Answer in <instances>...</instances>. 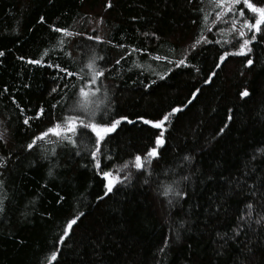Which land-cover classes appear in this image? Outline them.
<instances>
[{"label":"trees","instance_id":"1","mask_svg":"<svg viewBox=\"0 0 264 264\" xmlns=\"http://www.w3.org/2000/svg\"><path fill=\"white\" fill-rule=\"evenodd\" d=\"M220 10L217 0H0V264H264V222H254L264 216V39L256 33L248 56L214 68L242 42L226 17L217 20ZM245 16L254 22L246 9ZM244 31V38L252 34ZM93 54L96 68H107L103 87L82 97ZM185 56L188 66L176 67ZM57 63L85 80L61 79L64 73L46 66ZM245 89L250 95L241 97ZM83 100L99 106L95 117L78 111ZM70 114L136 121L122 123L97 157L114 176L130 172V184L99 199L106 182L91 162L92 134L78 129L77 148L63 139ZM57 123L61 136L28 149ZM161 132L162 157L149 164L145 154ZM136 155L144 157L143 174ZM166 186L184 195L166 197ZM78 211L86 218L58 244Z\"/></svg>","mask_w":264,"mask_h":264},{"label":"snow or ice","instance_id":"2","mask_svg":"<svg viewBox=\"0 0 264 264\" xmlns=\"http://www.w3.org/2000/svg\"><path fill=\"white\" fill-rule=\"evenodd\" d=\"M227 5V7H225ZM239 5H243V7H237ZM217 6L221 9L220 11L216 12V18L217 20H220L222 18L226 19L224 22L230 23L232 30L240 37L241 43L239 44V47L235 51H224L222 54L219 55V62L214 65V68H220L222 64H224L225 60L229 56H248L249 53H251L252 49L249 47V45L256 39V33L261 34V38L264 39V6H257L255 3L252 2V0H217ZM245 9L250 12L254 18V22H252L250 19H248L245 16ZM207 17H205L206 19ZM239 25V26H238ZM247 30L249 33H252L247 38H244L246 35V32L244 30ZM210 30V29H209ZM53 31L57 33H63L67 37H72L76 35V33L69 31L67 29L62 28H54ZM89 40L93 39V37L89 36ZM97 39H99L97 37ZM206 39V38H205ZM63 43V42H61ZM200 40L196 41V44H199ZM208 43H212V41H208ZM216 43H220V41H216ZM227 43V41H226ZM196 44H193L191 46V49L194 50ZM120 47H124V45H120ZM233 47H236L233 45ZM4 52L0 51V56H3ZM47 55V53H45ZM69 58H71V53H67ZM97 57L93 54L86 67L91 72V79L87 80L86 83L78 89L80 95L82 97H88L89 92L86 91V89H92L93 95L96 92H99L101 87H103L102 82L98 83L100 81L101 77H104L105 71H107V68L104 69H97L95 66ZM100 59H103L102 57ZM155 59L159 60L161 59L159 56L155 57ZM167 59V58H165ZM29 64H41V60H28ZM169 63H173V61L169 60ZM176 67L185 66L187 67L188 64L186 63V56L185 58L179 59L174 62ZM116 64H120V60L116 61ZM246 65L248 67H251L253 65V60L251 58H248L246 60ZM48 68H55L61 73H64V76L61 77V79H68L76 77L80 80H85V77L83 75H79L71 70H69L66 67H62L59 63L57 64H47ZM198 71V69H197ZM81 72H83V68L81 69ZM215 71H210V76L214 77L216 76ZM163 79V77H161ZM209 79H205L204 83H209ZM53 92L56 91V89H52ZM199 92V89H196L193 93L192 98H195V95ZM105 96H107V92L104 93ZM241 97H248L250 95L249 91L247 89L243 90L240 93ZM188 103H191V99L188 101ZM99 110V106H92V101L90 100H83L79 102L78 111H85L88 113L89 117H95L96 112ZM182 109L177 107L173 108L172 112L168 113L163 117V121H167L169 115H172L174 113L180 112ZM43 113V109L41 108L39 113L37 114V118H39V115ZM142 119L143 124L150 125L154 129H160L162 127L163 121H152L148 119ZM227 119L230 121L232 119V116L229 115ZM65 121L67 122V127L63 129L64 136L63 139L67 144H70L73 148H77V142L75 139H73V134H76L78 129H85L88 130L92 134V143L94 146V150H90L89 155L91 158V162H94V167L97 170V174L102 177L104 183L102 185L104 191L103 194L99 197V199H104L109 194L113 193V189L116 187L117 184H120L122 186H127L125 184V181L127 183H131L132 180V174L130 172H126L125 175L121 178L119 174H116L115 176L111 171L104 170V168L101 167V160H99L98 156H103L102 153V145L109 141V137L112 136V134L117 133L118 127L122 123L126 124H135L136 121L129 119L127 116H122L119 118H114L111 120H105L103 116L99 120H83L79 117V115L76 114H70L69 116L65 117ZM29 121L27 119L24 120V124H28ZM222 131V130H221ZM49 134L53 136H61V124L57 123L53 128L48 129L47 131L41 133L39 136L34 137L33 141L28 144V149L31 150L35 145L36 142L43 141L45 137H48ZM165 141L163 139V132L159 133L155 140V146L147 151L145 154L148 158H151L148 160V163H151V160H156L157 162L160 161L162 154L158 151L160 147H163ZM76 155H79L80 152L77 151L75 153ZM52 155H55V152H52ZM47 158V156L45 157ZM184 159H189L188 157H185ZM134 167L138 172L143 174L145 172V163H144V157L141 155H136L134 157ZM3 164H0V167H2ZM129 164L125 163L122 168L118 170L124 171L125 169H128ZM49 176L52 175V171H49ZM151 173L149 172V175ZM184 180H187L188 177H183ZM145 183H147V180H145ZM2 186V185H0ZM174 195L177 197H181L182 194L180 191L174 190L171 186H166L163 191L164 196ZM172 201L169 200V203ZM248 212H247V218H251L253 215L252 209L253 205L251 203H248L246 205ZM3 211V201H0V212ZM82 218L85 217V213L83 211H78L74 216H72L70 219H68L65 224L62 226V234L58 238V244L63 245L65 242V239L69 237V234L72 235L75 234V230L79 227L80 223L83 222ZM245 217H241V220H245ZM256 224H261L264 222V216H261L260 218L256 219L254 221ZM183 227V225H181ZM240 234V225H237V229L235 231V235ZM178 238V236H177ZM58 257V251H52L50 255V261L56 262Z\"/></svg>","mask_w":264,"mask_h":264}]
</instances>
